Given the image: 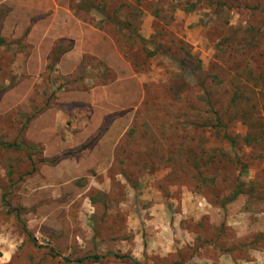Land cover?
Returning <instances> with one entry per match:
<instances>
[{
  "label": "rangeland",
  "instance_id": "rangeland-1",
  "mask_svg": "<svg viewBox=\"0 0 264 264\" xmlns=\"http://www.w3.org/2000/svg\"><path fill=\"white\" fill-rule=\"evenodd\" d=\"M0 38V264H264V0H0Z\"/></svg>",
  "mask_w": 264,
  "mask_h": 264
},
{
  "label": "trees",
  "instance_id": "trees-1",
  "mask_svg": "<svg viewBox=\"0 0 264 264\" xmlns=\"http://www.w3.org/2000/svg\"><path fill=\"white\" fill-rule=\"evenodd\" d=\"M3 41L1 38H0V42ZM240 189L238 188L237 191H235V193L228 198V200H233L239 193H240ZM98 256H96L95 258H97Z\"/></svg>",
  "mask_w": 264,
  "mask_h": 264
}]
</instances>
